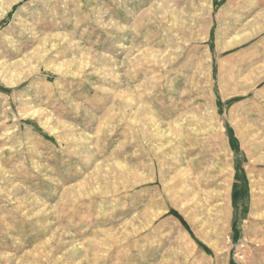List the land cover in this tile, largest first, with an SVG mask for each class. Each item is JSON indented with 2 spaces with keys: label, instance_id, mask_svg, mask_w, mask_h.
Masks as SVG:
<instances>
[{
  "label": "rangeland",
  "instance_id": "374dc122",
  "mask_svg": "<svg viewBox=\"0 0 264 264\" xmlns=\"http://www.w3.org/2000/svg\"><path fill=\"white\" fill-rule=\"evenodd\" d=\"M0 264H264V0H0Z\"/></svg>",
  "mask_w": 264,
  "mask_h": 264
},
{
  "label": "bare ground",
  "instance_id": "6f19581e",
  "mask_svg": "<svg viewBox=\"0 0 264 264\" xmlns=\"http://www.w3.org/2000/svg\"><path fill=\"white\" fill-rule=\"evenodd\" d=\"M207 11H208V9H207ZM82 59V58H81ZM162 60V59H161ZM165 66V65H164ZM83 70V69H82ZM155 77V76H154ZM150 105V104H149ZM140 109H142V108H140ZM136 112H138V111H136ZM135 112V113H136ZM139 113V112H138ZM142 124V123H141ZM146 127V126H145ZM262 163V162H261ZM157 216V215H156ZM45 248V247H44ZM76 249V248H75ZM75 251V250H74ZM64 256V255H63ZM52 257H54V256H52ZM55 259V258H54ZM50 260V259H49Z\"/></svg>",
  "mask_w": 264,
  "mask_h": 264
}]
</instances>
